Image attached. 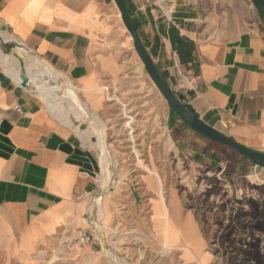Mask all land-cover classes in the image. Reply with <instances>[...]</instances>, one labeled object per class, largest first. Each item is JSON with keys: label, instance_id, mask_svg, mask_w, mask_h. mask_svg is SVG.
Listing matches in <instances>:
<instances>
[{"label": "crops", "instance_id": "crops-1", "mask_svg": "<svg viewBox=\"0 0 264 264\" xmlns=\"http://www.w3.org/2000/svg\"><path fill=\"white\" fill-rule=\"evenodd\" d=\"M124 3L165 84L204 123L264 152V10L251 0ZM181 41L191 46L185 61L176 48ZM19 43L38 60L37 68L49 85L58 89L63 81L76 86L91 116L104 114L106 119H114L119 107L107 103L103 87L122 80L123 70L138 71L141 62L115 0H0V52L17 57L21 72L23 60L15 48ZM5 68L0 61V135L9 143L3 144L5 150L0 148V262L24 264L64 225L91 235L89 227L96 219L91 220L89 204L100 185L95 173L67 151H90L76 134L74 121L61 111L66 124L54 112L61 107L46 104ZM130 80L133 83L132 76L122 83ZM165 114L168 135L195 164L213 173L226 167L232 175L247 174L254 165L197 132L169 106ZM97 162L99 166L98 157ZM100 175L101 171L98 182ZM146 184L157 191L154 178L147 177ZM141 193L138 208L148 212L162 252L181 250L195 264H208L199 244L189 252L178 247L181 243L165 246L169 214L180 241L188 237L195 243V225L178 215L181 196L168 192L166 199L163 192ZM110 194L101 203L106 223Z\"/></svg>", "mask_w": 264, "mask_h": 264}, {"label": "rangeland", "instance_id": "rangeland-1", "mask_svg": "<svg viewBox=\"0 0 264 264\" xmlns=\"http://www.w3.org/2000/svg\"><path fill=\"white\" fill-rule=\"evenodd\" d=\"M25 53L35 59L29 51ZM138 62V71L122 72V80L132 76L133 83L120 80L103 87L107 103L119 107L114 119L98 114L106 127L110 157L117 160L111 171L113 181L107 187L111 188L108 223L102 218L103 198L99 207L90 200L89 215L96 221L91 222L93 229L89 227V243L79 240L77 231L81 228L64 225L24 264H115L107 253L109 246L110 251L129 264H195V259H186L181 250L162 252L150 229L148 212L138 208L141 192H159V178L154 172L161 178L164 197L167 199L168 192L181 196L178 215L186 216L196 227L195 243L188 237L180 241L169 214L165 245L181 243L178 247L189 252L190 247L198 250L199 244L200 255L205 256L208 264H264V167L252 165L247 174L232 175L226 167L213 173L184 155L167 132L168 104ZM54 112L68 124L59 110ZM71 117L80 128L88 126L86 121L78 122ZM90 139L97 140L94 135ZM88 152L98 163L99 151L90 148ZM99 166L92 169L98 188L97 177L100 171L103 173L100 159ZM147 177L156 180L157 191L148 188ZM100 227L104 233L102 240L97 237Z\"/></svg>", "mask_w": 264, "mask_h": 264}, {"label": "bare ground", "instance_id": "bare-ground-1", "mask_svg": "<svg viewBox=\"0 0 264 264\" xmlns=\"http://www.w3.org/2000/svg\"><path fill=\"white\" fill-rule=\"evenodd\" d=\"M15 48L16 52L22 57L25 73L22 74L20 72L21 68L19 67V60L17 57L13 56L12 54H8V56H6L0 52V61L6 67L5 69H7L17 81L25 82L26 87L36 92L39 97H41L42 100L46 102V104L50 106L52 105L55 108L61 107L62 110H60V112L62 111L63 115L70 121L72 120L71 116H73L78 122H87L88 126L86 128H80L79 124L76 123L73 125V128L84 146L86 145L89 148H96L100 153L99 159L103 168V173L99 181L100 188L90 199L94 205L99 207L103 196L105 194L111 193V188L109 189L107 187L109 182L112 180L111 171L117 165V160L110 157V144L105 141L106 127L104 123H102L100 117L97 115L91 116V111L85 107L82 100L78 99V88L76 86L72 84L66 86L62 81V87L54 89L53 86L48 84V80L42 71L37 68L38 60L29 58L25 53L27 49L24 46L18 45ZM73 95L76 97L74 100L71 99ZM93 135L96 136V141L90 139ZM154 173L159 178V192H163L161 178L156 172ZM97 234V237L102 240L104 233L101 227L97 231ZM165 246L168 247L167 245ZM110 250V246L107 247V253L113 259L115 264H129L124 262L121 256H117Z\"/></svg>", "mask_w": 264, "mask_h": 264}, {"label": "water", "instance_id": "water-1", "mask_svg": "<svg viewBox=\"0 0 264 264\" xmlns=\"http://www.w3.org/2000/svg\"><path fill=\"white\" fill-rule=\"evenodd\" d=\"M255 6H257L260 10H264V0H251ZM116 5L120 11V15L122 21L130 33L132 38L134 49L141 60L147 74L150 79L158 89L160 95L165 99L168 106L176 113H178L189 126L195 129L197 132L202 135L213 139L217 142H220L235 152H237L240 156L246 158L254 165L264 167V152L256 151L251 148H248L237 141H235L230 136H227L208 124L204 123L186 104L182 102V97L173 92L162 80L159 73L157 72L154 63L152 62L149 54L145 50L138 33L136 31V27L132 22L128 11L126 9L124 0H115ZM21 85L26 87L25 82H21ZM2 143V144H1ZM3 144H7L8 140L0 135V148L6 149ZM68 153H70V157L77 159L80 161L81 166L89 171H92L93 168L98 169V163L93 159L92 155L87 150H81L80 148L68 149Z\"/></svg>", "mask_w": 264, "mask_h": 264}, {"label": "trees", "instance_id": "trees-1", "mask_svg": "<svg viewBox=\"0 0 264 264\" xmlns=\"http://www.w3.org/2000/svg\"><path fill=\"white\" fill-rule=\"evenodd\" d=\"M176 48H177V52L178 54L180 55V58L185 61L189 58L190 54H191V46L189 43H183L182 41L181 42H178L176 44ZM213 140V139H212ZM215 141V140H214ZM217 142V141H215ZM220 143V142H219ZM233 150V149H232ZM234 151V150H233ZM235 152V151H234ZM236 154H238L237 152H235ZM239 155V154H238ZM240 156V155H239ZM242 157V156H241ZM244 160L246 161H249L247 160L246 158L242 157ZM250 162V161H249Z\"/></svg>", "mask_w": 264, "mask_h": 264}, {"label": "built area", "instance_id": "built-area-1", "mask_svg": "<svg viewBox=\"0 0 264 264\" xmlns=\"http://www.w3.org/2000/svg\"><path fill=\"white\" fill-rule=\"evenodd\" d=\"M18 45H22V46H24L29 52H31V51L29 50V48L26 47L23 43H19ZM15 110H16V111H19L20 109H19L18 106H15ZM77 233H78L79 240H80L81 242H83V243H89V241L91 240V235L88 234L86 230H84V229H79V230L77 231Z\"/></svg>", "mask_w": 264, "mask_h": 264}]
</instances>
